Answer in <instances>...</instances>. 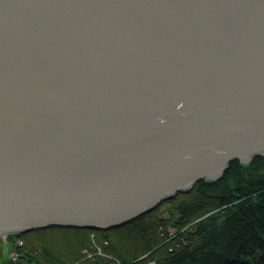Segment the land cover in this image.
I'll use <instances>...</instances> for the list:
<instances>
[{"label": "water", "instance_id": "1", "mask_svg": "<svg viewBox=\"0 0 264 264\" xmlns=\"http://www.w3.org/2000/svg\"><path fill=\"white\" fill-rule=\"evenodd\" d=\"M264 155V0H0L4 235L108 228Z\"/></svg>", "mask_w": 264, "mask_h": 264}, {"label": "trees", "instance_id": "2", "mask_svg": "<svg viewBox=\"0 0 264 264\" xmlns=\"http://www.w3.org/2000/svg\"><path fill=\"white\" fill-rule=\"evenodd\" d=\"M24 245L3 264H264V155L235 159L129 221L50 226L10 235Z\"/></svg>", "mask_w": 264, "mask_h": 264}, {"label": "rangeland", "instance_id": "3", "mask_svg": "<svg viewBox=\"0 0 264 264\" xmlns=\"http://www.w3.org/2000/svg\"><path fill=\"white\" fill-rule=\"evenodd\" d=\"M13 234H16V232L8 233V234L4 235V239L6 241V249H5L4 254L0 257V264H3V262H5L8 259H11L12 261H16L19 258V256H20V252L19 251H18L19 256H18V258L16 260L12 259L11 255H12V252H13L14 249H16L17 247L21 248L24 245V240L22 238H16V239H14L12 241L10 235H13ZM20 241H22V242L19 243ZM14 244H15V246H14ZM148 264H154V263H148Z\"/></svg>", "mask_w": 264, "mask_h": 264}, {"label": "built area", "instance_id": "4", "mask_svg": "<svg viewBox=\"0 0 264 264\" xmlns=\"http://www.w3.org/2000/svg\"><path fill=\"white\" fill-rule=\"evenodd\" d=\"M22 241H20L19 243H21ZM16 244V243H15ZM15 244H14V246H15ZM12 259H14V260H16L17 258H18V256H19V253H18V250H17V248L16 249H14L13 250V252H12Z\"/></svg>", "mask_w": 264, "mask_h": 264}, {"label": "flooded vegetation", "instance_id": "5", "mask_svg": "<svg viewBox=\"0 0 264 264\" xmlns=\"http://www.w3.org/2000/svg\"><path fill=\"white\" fill-rule=\"evenodd\" d=\"M2 243H3V242H0V250H1V248H2Z\"/></svg>", "mask_w": 264, "mask_h": 264}]
</instances>
